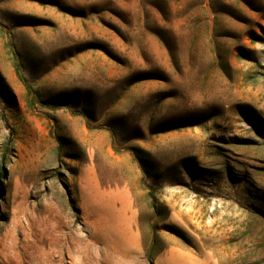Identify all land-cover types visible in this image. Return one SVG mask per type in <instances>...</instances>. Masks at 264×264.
<instances>
[{
    "label": "rangeland",
    "instance_id": "1",
    "mask_svg": "<svg viewBox=\"0 0 264 264\" xmlns=\"http://www.w3.org/2000/svg\"><path fill=\"white\" fill-rule=\"evenodd\" d=\"M0 264H264V0H0Z\"/></svg>",
    "mask_w": 264,
    "mask_h": 264
},
{
    "label": "trees",
    "instance_id": "2",
    "mask_svg": "<svg viewBox=\"0 0 264 264\" xmlns=\"http://www.w3.org/2000/svg\"><path fill=\"white\" fill-rule=\"evenodd\" d=\"M146 254L148 255V252L146 251Z\"/></svg>",
    "mask_w": 264,
    "mask_h": 264
}]
</instances>
